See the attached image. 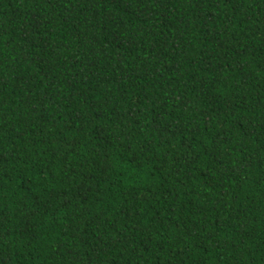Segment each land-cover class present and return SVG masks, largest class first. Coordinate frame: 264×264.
I'll return each mask as SVG.
<instances>
[{
	"label": "trees",
	"instance_id": "16d2710c",
	"mask_svg": "<svg viewBox=\"0 0 264 264\" xmlns=\"http://www.w3.org/2000/svg\"><path fill=\"white\" fill-rule=\"evenodd\" d=\"M0 264H264V0H0Z\"/></svg>",
	"mask_w": 264,
	"mask_h": 264
}]
</instances>
